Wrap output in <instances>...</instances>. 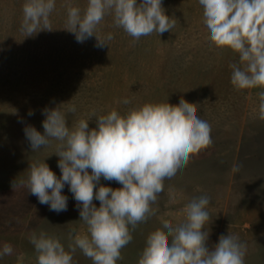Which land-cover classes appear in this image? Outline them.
Returning a JSON list of instances; mask_svg holds the SVG:
<instances>
[{
	"label": "rangeland",
	"instance_id": "obj_1",
	"mask_svg": "<svg viewBox=\"0 0 264 264\" xmlns=\"http://www.w3.org/2000/svg\"><path fill=\"white\" fill-rule=\"evenodd\" d=\"M87 2L56 0L50 15L53 30L26 37L21 31L25 0H0V190L7 191L0 194V207L3 195L26 206L23 213L21 207L19 213L13 211L15 217L3 221L0 216V247L8 243L14 249L0 258V264H36L29 240L33 232L59 237L68 250L69 233L87 231L79 213L73 215L69 208L50 215L40 229L32 223L19 226L23 219L35 220L37 202L26 188H12L11 183L29 174L35 161H45L61 175L54 154L58 142L32 152L25 137L28 125L43 133V109L61 108L71 128L93 111L103 115L117 110L124 115L145 103L175 105L181 99L193 104L197 116L211 125L213 143L190 157L183 174L173 181L174 190L169 191L165 181V191L153 205L156 215L132 232L117 264H138L148 235L161 229L164 220L174 226L184 222L185 206L202 195L211 200L207 246L214 247L221 235H234L247 247L245 264H264V120L258 112L260 89L237 91L230 82V65L239 63L238 54L209 41L198 0H162L165 14L177 23L160 36L154 32L134 40L107 15L98 34H113L108 46L96 47L94 36L78 43L65 30L67 7L83 12ZM124 99L131 103L125 105ZM72 105L76 112H67ZM95 121H89V128L96 127ZM236 164L241 165L239 172L233 171ZM100 184L121 187L103 178ZM95 204L99 207V201ZM73 264L93 262L77 249Z\"/></svg>",
	"mask_w": 264,
	"mask_h": 264
},
{
	"label": "clouds",
	"instance_id": "obj_2",
	"mask_svg": "<svg viewBox=\"0 0 264 264\" xmlns=\"http://www.w3.org/2000/svg\"><path fill=\"white\" fill-rule=\"evenodd\" d=\"M208 39L217 49L238 54L239 63L230 65V82L237 91L260 89L259 119L264 120V0H198ZM56 0H25L21 31L26 37L40 31H52L50 15ZM107 15L116 27L134 40L171 32L177 20L165 14L162 0H88L83 10L67 7L66 29L78 43L96 38V47L108 46L112 33L98 34V26ZM125 105L131 101L124 99ZM75 113L74 105L67 109ZM43 133L28 125L24 128L32 152L57 141L54 154L61 175L58 177L45 161L29 165L26 180L12 188L23 187L47 205L50 211H67L65 185L73 194L79 220L87 226L85 234L73 230L68 250L61 239L41 231L33 232L30 243L36 252V264H73L79 249L93 264H117L121 250L133 239L132 232L156 215L153 207L165 191L174 190L173 181L192 155L210 147L211 125L196 114V108L181 99L178 104L145 103L121 115L117 110L80 119L68 126L61 108L42 110ZM29 115H33L29 111ZM95 117L96 127L89 128ZM241 165H233L239 172ZM101 178L121 185L112 188L100 184ZM99 201V207L94 203ZM210 197L193 198L184 209L185 221L173 225L162 221V228L148 235L138 264H245L247 247L239 238L221 235L211 249L207 246L210 221ZM11 244L0 247V258L12 255ZM22 259V258H21Z\"/></svg>",
	"mask_w": 264,
	"mask_h": 264
},
{
	"label": "trees",
	"instance_id": "obj_3",
	"mask_svg": "<svg viewBox=\"0 0 264 264\" xmlns=\"http://www.w3.org/2000/svg\"><path fill=\"white\" fill-rule=\"evenodd\" d=\"M27 173V172H26ZM28 173L25 174V176H22V177H19L17 178L16 180H26L27 177H28ZM22 178V179H21ZM12 184V183H11ZM1 193H5V195L7 194V191L5 190H0V194ZM63 194L66 195L68 197V208L69 210H71L74 214L73 215H76L79 213V210L77 209L76 207V201L74 200L73 198V194L70 193L69 189H68V186L65 185V188L63 189ZM3 197V200L1 201V204L2 206L0 207V216H1V219H5L9 216H11V214H14V212H17L19 213V207H21V211L20 213H23L24 212V209L26 208L25 205H23L22 203H18V202H12L11 200H6L4 198V195L1 196ZM36 204H35V209H34V213L36 212V216H35V220H29V221H26L25 219L22 220L21 222V226L22 228L26 227L27 225L29 224H34L36 226V228L40 229V227H42V225L46 222V223H49L48 221V218L50 215H54L56 214V212L54 211H50L49 210V207L47 205H42L38 202V199L36 197ZM97 202L94 200V203ZM14 211V212H13ZM11 217H15L14 216H11ZM4 221V220H3ZM22 228H19V229H22ZM28 228H31V227H28Z\"/></svg>",
	"mask_w": 264,
	"mask_h": 264
}]
</instances>
